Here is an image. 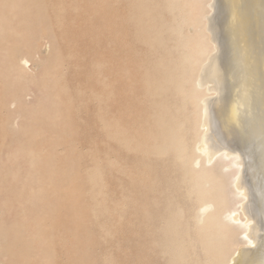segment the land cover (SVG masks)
<instances>
[{
  "label": "rangeland",
  "instance_id": "1",
  "mask_svg": "<svg viewBox=\"0 0 264 264\" xmlns=\"http://www.w3.org/2000/svg\"><path fill=\"white\" fill-rule=\"evenodd\" d=\"M132 1L0 0V264H210L183 169L118 141L121 130L133 146L145 143L147 74L161 77L182 57L165 28L163 44H144ZM153 3L155 23L170 21L165 0ZM176 84L156 98L193 143L194 105ZM163 218L178 222V236L162 230ZM187 230L195 249L173 263L160 242Z\"/></svg>",
  "mask_w": 264,
  "mask_h": 264
},
{
  "label": "bare ground",
  "instance_id": "2",
  "mask_svg": "<svg viewBox=\"0 0 264 264\" xmlns=\"http://www.w3.org/2000/svg\"><path fill=\"white\" fill-rule=\"evenodd\" d=\"M165 3L173 15L170 21L155 23L162 15L154 14L153 0H133L131 17L144 44H163L158 35L165 28L175 35L182 57L161 77L151 79L147 74L153 121L145 143L133 146L134 138L124 137L121 130L118 141L128 151L141 149L150 158L167 162L172 156L183 169L188 194L195 195L198 203L193 219L210 264H264V0ZM213 11L220 16L214 21ZM185 27L194 33L186 35ZM163 62L162 57L157 65ZM174 78L177 91L194 105L193 143L187 141L183 122L164 119L165 102L156 98ZM153 174L144 172L154 190ZM176 216L183 217L182 210ZM161 223L162 230L178 236V222L163 218ZM183 235L181 241L172 235L160 242L161 254L170 255L173 263L180 257L186 260L189 246L195 249L191 230ZM255 242L254 249L241 255Z\"/></svg>",
  "mask_w": 264,
  "mask_h": 264
}]
</instances>
